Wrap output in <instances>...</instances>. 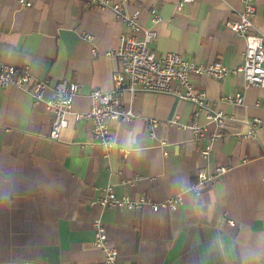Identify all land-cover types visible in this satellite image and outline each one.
Here are the masks:
<instances>
[{"label":"crops","instance_id":"obj_1","mask_svg":"<svg viewBox=\"0 0 264 264\" xmlns=\"http://www.w3.org/2000/svg\"><path fill=\"white\" fill-rule=\"evenodd\" d=\"M27 1L31 7L0 0V60L48 80L46 100L61 81L80 84L72 110L87 112L93 91L114 87L119 62L113 53L125 24L112 7H99L100 0ZM178 1L127 0L124 8L129 15L142 11L138 36L156 32L150 48L157 56L175 52L200 64L239 68L246 42L227 23L239 20L242 0H196L182 10ZM251 3L264 37V0ZM194 83L206 91L209 109L227 116L224 126L203 111L204 132L196 136L193 103L167 93H125V106L137 117L112 123L111 131L129 156L117 149L105 156L91 124L72 114L69 127L52 140L53 118L44 104L15 87L0 90V264L101 262L97 219L107 228L116 264H264V124L256 139L247 127L254 119L264 123V88L248 85L242 74ZM223 94H241L244 102L225 104ZM153 119L159 125L151 133ZM222 166L226 174L200 182V170L211 176ZM108 187L120 199L147 197L150 203L138 211L102 207ZM179 198L175 207L153 209Z\"/></svg>","mask_w":264,"mask_h":264},{"label":"built area","instance_id":"obj_2","mask_svg":"<svg viewBox=\"0 0 264 264\" xmlns=\"http://www.w3.org/2000/svg\"><path fill=\"white\" fill-rule=\"evenodd\" d=\"M196 0H179L177 9L182 10L188 4ZM252 0H242V10L238 12V21H230L227 27L237 33V36L246 42L244 53V62L239 68L230 69L221 62L200 64L184 58L181 54L168 52L164 55L157 54L150 48L151 41L156 37L154 30L144 32L143 38H139L138 32L141 28L140 18L142 11L136 10L134 14L125 13L127 0L118 2L109 0L98 1L99 7L110 6L113 8L116 18L123 22L126 27V33L122 35L121 45L113 55L118 59L119 66L113 75L114 87L110 91L96 89L91 94V107L87 112H73L74 98L80 92V84L68 81L57 83L53 90L51 99H45V93L51 84L48 80L42 81L36 78L28 68L21 69L15 65L4 63L0 60V90L8 87H15L31 94L37 104L45 105L47 111L53 118L50 138L58 140L63 130L69 127L68 117L72 114L77 121H87L91 124V136L95 144L104 149L105 156L117 149L129 156L117 144L111 125L114 122H126L133 120L137 114L127 108L124 103V94L129 93L135 96L139 92L167 93L178 97L186 102L193 103L197 111L195 120L190 126L196 136L204 132V128L199 125L201 113L206 112V118L210 122H216L219 128L224 126L227 116L221 111L209 109L208 95L206 91L199 90L194 83L195 78L210 77L221 81L230 74H242L250 86L264 88V37L257 33L253 18L256 14L255 5ZM18 3L24 7H31L32 2L27 0H18ZM155 21L159 16L156 11H152ZM1 38V32H0ZM93 54L97 55L96 49ZM220 100L225 104L240 105L244 102L243 95L223 94ZM261 119H254L247 122L249 128L248 136L256 139L259 130L263 126ZM159 121L153 119L149 123V131L153 133L158 127ZM211 147H205L201 155L207 158ZM228 167H218L214 174L208 176L205 170H200L197 174L201 183L213 180L216 177L226 174ZM195 189H198L197 187ZM178 200L167 201L161 205H153V209L158 211L161 207H175ZM102 207L126 208L132 211H138L140 207L149 204L147 197H142L138 201L130 198L120 199L116 196L113 189L108 187L104 195L99 199ZM230 226L234 227L235 222L230 221ZM95 231L94 246L104 252V259L101 262L92 264H116L117 252L109 246L107 228L99 219L93 221Z\"/></svg>","mask_w":264,"mask_h":264}]
</instances>
